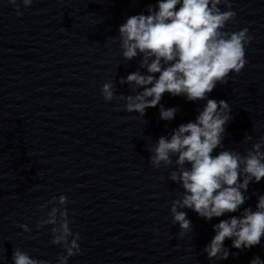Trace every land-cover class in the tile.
<instances>
[{
    "label": "water",
    "instance_id": "95a60500",
    "mask_svg": "<svg viewBox=\"0 0 264 264\" xmlns=\"http://www.w3.org/2000/svg\"><path fill=\"white\" fill-rule=\"evenodd\" d=\"M22 15L0 0V264H12L14 249L57 264L66 254L52 243V225L37 228L65 195L81 251L67 264H249L264 259V236L251 248H232L227 259L209 260L203 251L212 225L236 213L205 220L185 208L192 231L182 232L170 211L183 192L170 180V165L153 167L151 148L160 136L194 120L204 101H186L165 92L160 104L177 107L172 120L160 107L144 116L125 109L120 94L140 91L121 77L139 69L126 60L119 26L129 16L147 14L155 0H33ZM236 12L226 31L249 29L246 64L218 82L210 98L230 105L223 147L246 154L264 136V0H230ZM225 10V6H220ZM158 75V74H157ZM112 82L116 96L101 93ZM245 133L252 136L244 139ZM214 150L213 155L216 154ZM264 178L251 182L241 206L255 209ZM47 204L41 209L39 205ZM27 224L25 232L20 225ZM232 253H237L233 255Z\"/></svg>",
    "mask_w": 264,
    "mask_h": 264
},
{
    "label": "clouds",
    "instance_id": "9594fccd",
    "mask_svg": "<svg viewBox=\"0 0 264 264\" xmlns=\"http://www.w3.org/2000/svg\"><path fill=\"white\" fill-rule=\"evenodd\" d=\"M15 6L16 15H22L17 0H8ZM27 7L33 0H21ZM225 6V10L221 9ZM147 14L129 16L119 26L122 56L131 60L138 55L141 72L137 69L120 83H129L140 91L135 95L120 94L129 112L144 116L147 108L160 107V118L172 120L177 107L165 108L160 101L167 92L184 96L186 101H204L194 120L180 124L168 135L160 136L149 148L153 167L161 163L170 165L175 156L176 170L170 180L183 189L179 199H174L170 211L173 221L182 232L192 231V224L183 209L196 212L205 220L236 213L212 225L214 236L203 251L208 259H227L230 250L224 241L231 240L232 248L244 250L261 243L264 236V194L257 196L255 209L243 208L251 182L264 178V136L252 143L246 154L223 147L226 124L232 119L230 105L216 100L209 94L218 82H226L231 72L239 73L246 64L245 47L253 39L249 29L226 31L236 12L230 0H155L146 6ZM158 74V75H157ZM101 93L111 101L116 93L112 82H105ZM245 140L251 135L245 133ZM216 154L213 155L214 150ZM68 198L53 196V205L37 228L52 225V243L59 244L66 254L60 255L57 264H67L69 257L81 251L80 234L73 232L68 209ZM41 209L47 204L39 205ZM20 227L29 231L27 224ZM236 255L237 253H232ZM12 264H48L33 258L19 248L14 249ZM249 264H264V259L254 256Z\"/></svg>",
    "mask_w": 264,
    "mask_h": 264
}]
</instances>
